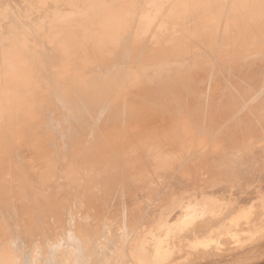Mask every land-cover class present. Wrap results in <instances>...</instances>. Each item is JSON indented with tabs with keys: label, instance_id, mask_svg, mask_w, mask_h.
Instances as JSON below:
<instances>
[{
	"label": "bare ground",
	"instance_id": "6f19581e",
	"mask_svg": "<svg viewBox=\"0 0 264 264\" xmlns=\"http://www.w3.org/2000/svg\"><path fill=\"white\" fill-rule=\"evenodd\" d=\"M81 1L0 0V264H264V0Z\"/></svg>",
	"mask_w": 264,
	"mask_h": 264
},
{
	"label": "flooded vegetation",
	"instance_id": "af4514ba",
	"mask_svg": "<svg viewBox=\"0 0 264 264\" xmlns=\"http://www.w3.org/2000/svg\"><path fill=\"white\" fill-rule=\"evenodd\" d=\"M39 1H40V0H39ZM63 1H64V2H63ZM84 2H85V1L78 0V2L76 3V5H77L78 7H80V9H82V10L85 8L84 10H85L86 12H88V11L91 10V9H88L87 4L84 3ZM42 3H44V2H42ZM47 3H48V2H47ZM68 4L71 5V0H62V2H60V3H58V4H57V3H54L53 5H57L56 7H58V6L60 5V7H59V8H61V9H60V10H61L60 12H62V10L65 9L64 7H65L66 5H68ZM82 4H83V5H82ZM32 5H33V4H32ZM79 5H80V6H79ZM61 6H62V7H61ZM72 8H73V7H72ZM87 9H88V10H87ZM96 10H97V8H96ZM60 12H59V13H60ZM59 16H60V15H59ZM87 18H88V17H87ZM62 22H64V21H62ZM11 52H12V51H11ZM6 53H7V52H6ZM8 53H10V51H9ZM11 56H12V54L10 53V56H9V57H11ZM0 58H1V56H0ZM4 59H5V58H3V59L1 58L0 66H1V67H4L3 64H5V63H8V64H6V65H7V68H6V65H5V67L3 68V71L0 72V76H1L0 79L2 78V79L0 80V83H1V84H4V86H5L6 88L9 86V87L7 88V89L9 90V89H12V87L15 88V85L17 86L18 84H21V82H20V80H18L19 77L17 76V73L15 74L16 69H14V68H16V67H15V66H16V65H15L16 62H11V63H12V64H11V63H9L10 61L6 60L7 57H6L5 60H4ZM2 65H3V66H2ZM13 66H14V67H13ZM1 67H0V68H1ZM8 68H9L10 71L7 72L6 70H8ZM4 69H5V70H4ZM11 69H12V71H11ZM0 70H2V69H0ZM14 70H15V71H14ZM5 71H6V72H5ZM4 72L7 73V74H4ZM9 72H10V73H9ZM11 73H12V74H11ZM8 74H10V75H8ZM12 75H15V76H12ZM5 76L8 77L7 80H6ZM9 76H10V77H9ZM11 76H12V77H11ZM14 77H15V80H14ZM16 78H17V79H16ZM2 80H3L4 83L1 82ZM13 80H14V81H13ZM16 80H18V82H17L18 84H14V83H12V82H15ZM6 81H7V83H6ZM19 82H20V83H19ZM15 83H16V82H15ZM1 84H0V86H1V87H0V90H1V88L4 89V86L2 87ZM12 84H13V85H12ZM10 86H11V87H10ZM1 94H2V92L0 93V95H1ZM3 96L5 97L4 94H2L1 97H0V98H1L0 101L2 100V102L0 103V105L2 104V105H1L2 107H3V103H4V102H3ZM1 106H0V110L3 109V108H1ZM1 111H2V110H1ZM1 113H2V112H1Z\"/></svg>",
	"mask_w": 264,
	"mask_h": 264
},
{
	"label": "rangeland",
	"instance_id": "374dc122",
	"mask_svg": "<svg viewBox=\"0 0 264 264\" xmlns=\"http://www.w3.org/2000/svg\"><path fill=\"white\" fill-rule=\"evenodd\" d=\"M18 6H22V5H25V7H27V5L28 4H30V0H18ZM51 11H54L53 9H51ZM3 53V52H2ZM2 53H0V54H2ZM2 56V55H1ZM6 83H7V81H6ZM4 86V84H2V87ZM6 87L4 86V89H5ZM2 92V89L0 90V93Z\"/></svg>",
	"mask_w": 264,
	"mask_h": 264
},
{
	"label": "snow or ice",
	"instance_id": "6c2138e0",
	"mask_svg": "<svg viewBox=\"0 0 264 264\" xmlns=\"http://www.w3.org/2000/svg\"><path fill=\"white\" fill-rule=\"evenodd\" d=\"M77 2H78V0H71V6L75 7Z\"/></svg>",
	"mask_w": 264,
	"mask_h": 264
}]
</instances>
